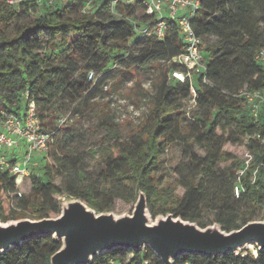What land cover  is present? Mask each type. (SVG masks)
<instances>
[{"label":"trees","instance_id":"obj_1","mask_svg":"<svg viewBox=\"0 0 264 264\" xmlns=\"http://www.w3.org/2000/svg\"><path fill=\"white\" fill-rule=\"evenodd\" d=\"M88 3L70 0L48 5L46 0L41 4L26 0L9 6L0 0V43H4L0 48V123L4 113L22 111L19 102L24 100L26 108L35 104L41 125L55 132L42 162L46 181L31 174L17 183V177L0 172V221H18L25 214L32 220L57 218L62 204L59 198L64 196L81 199L99 213L108 212L118 200L135 204L139 191L145 193L153 218L173 213L206 228L202 213L210 212L226 232L263 219L264 107L255 119L238 96L244 89L264 91V66L256 60L257 53L264 50V0H200L192 26L203 40L207 60V81L200 77L195 87L201 125L185 123L188 112L183 110L191 99L189 83L169 80L170 71L180 70L171 60L184 52L178 24H170L164 41L142 39L127 19L136 18L138 8H119L122 17L116 18L106 0ZM33 13L38 14L34 21L15 26ZM210 37L217 43L206 46ZM138 46V54L133 55ZM160 62L168 63L169 70L159 75L147 122L127 138L106 124L109 135L100 142L104 166L98 181L89 183L83 177L82 158L68 145L71 139L64 140L66 124L57 127L54 123L60 97H67L70 106L80 110L88 106L86 94L99 82L97 74L107 77L125 63L132 72L150 70ZM91 72L93 81L88 79ZM237 111L243 116L238 117ZM231 127L236 143L247 141L251 160L245 175L237 174L243 166L241 160L224 150L232 140L231 135L225 136ZM177 142L186 153L172 186L159 172L162 156ZM195 147L205 153L204 158L196 155ZM254 171L253 181L249 175ZM26 182L29 191L24 188ZM176 188L184 191L182 197ZM61 246L52 237H38L0 256V264H50ZM111 260L162 264L149 249H118L97 257L93 264ZM174 264H264V252L251 244L244 251L217 259L181 256Z\"/></svg>","mask_w":264,"mask_h":264},{"label":"water","instance_id":"obj_2","mask_svg":"<svg viewBox=\"0 0 264 264\" xmlns=\"http://www.w3.org/2000/svg\"><path fill=\"white\" fill-rule=\"evenodd\" d=\"M38 237H52L62 244L50 264H93L97 257L118 249H149L162 264H174L181 256L217 259L251 244L264 252V218L226 232L218 223L201 228L171 213L153 219L143 191L133 212L124 215L99 213L81 199L70 198L62 202L57 218L0 221V256Z\"/></svg>","mask_w":264,"mask_h":264},{"label":"rangeland","instance_id":"obj_3","mask_svg":"<svg viewBox=\"0 0 264 264\" xmlns=\"http://www.w3.org/2000/svg\"><path fill=\"white\" fill-rule=\"evenodd\" d=\"M37 17L38 14L36 15V13L27 14L24 18L17 21L15 26L21 25L22 23L27 24L34 21ZM216 43L217 39L214 37L206 40V46ZM139 47L134 48L131 53L133 55L138 54ZM168 70L169 64L160 62L153 65L150 70L139 69L136 72H132L128 64L125 63L113 69L107 77H99L100 74H97V81L99 82L95 87L91 85V88L86 94V97H88V106L82 107L80 110L73 109L67 97H60L56 108V120L61 116L67 119V123L62 129H65L70 134L67 133L64 136V140L71 139L68 145L73 147L72 153H77L82 158L81 163L84 169L83 177L86 181L96 183L100 169L104 166L100 152V142L109 135L106 124L116 129L124 138H127L131 131L138 129L139 126L146 123L150 111L153 108L159 75L162 71L168 73ZM19 106H22L24 110L26 108V101H20ZM193 106V103L188 102L185 110H183L186 113L188 112L185 116V123L192 124L194 121H197L201 125L203 119L201 116L202 110L194 108ZM237 116L242 117L243 114L237 111ZM56 120L54 121L55 124ZM229 135H231L232 140L225 145L224 150L241 160L243 166L241 170L237 171V174L245 175L248 172L247 167L251 160L247 141L241 140L239 143H236V139L234 138L236 135L233 134V127H231V130L225 136ZM194 152L200 158L205 157V153L199 147H195ZM185 153L186 149L183 144L177 142L172 144L161 158L159 174L164 181L171 182L172 186L178 180L176 169L183 162ZM76 159H73L74 162H77ZM220 169L222 170L223 166ZM33 173L37 176L39 175L43 181H46L41 163L33 168ZM249 177L254 181L256 179V172L250 173ZM59 182L60 179L57 178L56 183ZM24 185L26 191H29L28 182ZM175 192L179 197H182L184 194V191L180 188H176ZM67 199V196L59 198L61 203ZM172 199H175L174 195ZM134 206V203L129 204L118 200L115 202L112 212L116 215L131 214ZM24 216L26 218L22 219H31L30 214H25ZM262 218H264V215ZM202 223L208 226L214 225V213H202Z\"/></svg>","mask_w":264,"mask_h":264},{"label":"built area","instance_id":"obj_4","mask_svg":"<svg viewBox=\"0 0 264 264\" xmlns=\"http://www.w3.org/2000/svg\"><path fill=\"white\" fill-rule=\"evenodd\" d=\"M26 0H6L9 6H16ZM41 4L42 0H35ZM57 1L70 0H46L48 5ZM102 0H89L88 5H94ZM109 3L111 14L122 17L120 9L138 8L136 18H127L133 22L138 36L142 39L154 38L164 41L171 23H177L180 35L184 43V52L173 58L171 62L180 67V70L169 72V80L189 83L193 107L197 105L196 85L198 78L206 82L207 60L203 50V40L192 26V20L199 11L200 0H106ZM256 60L264 66V50L256 55ZM89 81L95 79V74H89ZM240 98L244 99L250 114L258 119L261 109L264 107V91L240 92ZM67 123L66 117H60L56 126L61 127ZM54 130H46L37 116L34 103L27 105L25 110L18 114L4 113L0 123V172L17 177V183L23 182L33 173V168L42 164L53 142ZM20 178V179H19ZM109 264H121L111 260ZM143 264H149L144 261Z\"/></svg>","mask_w":264,"mask_h":264}]
</instances>
